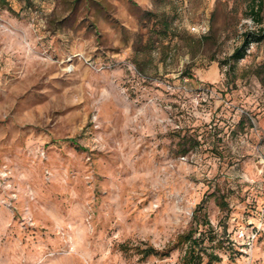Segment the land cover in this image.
<instances>
[{
  "label": "rangeland",
  "instance_id": "obj_1",
  "mask_svg": "<svg viewBox=\"0 0 264 264\" xmlns=\"http://www.w3.org/2000/svg\"><path fill=\"white\" fill-rule=\"evenodd\" d=\"M8 2L0 264H264V0Z\"/></svg>",
  "mask_w": 264,
  "mask_h": 264
},
{
  "label": "trees",
  "instance_id": "obj_2",
  "mask_svg": "<svg viewBox=\"0 0 264 264\" xmlns=\"http://www.w3.org/2000/svg\"><path fill=\"white\" fill-rule=\"evenodd\" d=\"M0 4L5 6L8 5V0H0ZM262 0H254L253 4L249 8V16L252 18L254 22L257 24L262 23ZM264 38V30H260V33H246L244 46L240 48H236L234 52L231 54L230 59L239 60L245 56V49L251 42H259ZM208 225L209 222H207ZM199 224H197L196 228H191L187 232H184L177 236L176 239V247L183 246L185 247L184 255L182 257V264H202L204 257H207L209 261H218L219 257L214 255L213 253H207L206 248L203 246L205 242V234L203 232H199L198 230ZM211 241L214 237H209ZM142 253L145 256L156 253L153 248H147Z\"/></svg>",
  "mask_w": 264,
  "mask_h": 264
},
{
  "label": "built area",
  "instance_id": "obj_3",
  "mask_svg": "<svg viewBox=\"0 0 264 264\" xmlns=\"http://www.w3.org/2000/svg\"><path fill=\"white\" fill-rule=\"evenodd\" d=\"M255 233L251 234V235H247L245 234V232L243 230H240L239 233H238V236L239 237H246L247 239V245H250L252 244V242L254 241V238H255Z\"/></svg>",
  "mask_w": 264,
  "mask_h": 264
}]
</instances>
